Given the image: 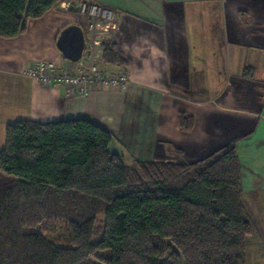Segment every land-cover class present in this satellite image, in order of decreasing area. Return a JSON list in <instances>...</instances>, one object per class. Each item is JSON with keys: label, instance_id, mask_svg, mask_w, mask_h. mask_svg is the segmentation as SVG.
I'll return each instance as SVG.
<instances>
[{"label": "crops", "instance_id": "crops-1", "mask_svg": "<svg viewBox=\"0 0 264 264\" xmlns=\"http://www.w3.org/2000/svg\"><path fill=\"white\" fill-rule=\"evenodd\" d=\"M83 1L116 12L120 31L113 43L126 65L103 67L130 75L123 92L70 97L27 75L45 61L81 70L57 41L66 27L87 26L78 14ZM65 119L108 129L110 151L130 166L193 164L237 142L251 222L248 264H264V0H64L30 19L19 36L0 38V131L20 121Z\"/></svg>", "mask_w": 264, "mask_h": 264}, {"label": "trees", "instance_id": "trees-1", "mask_svg": "<svg viewBox=\"0 0 264 264\" xmlns=\"http://www.w3.org/2000/svg\"><path fill=\"white\" fill-rule=\"evenodd\" d=\"M61 1L0 0V38L24 33ZM103 46L106 65H126L114 43ZM113 139L88 119L7 127L0 264H248L237 142L193 164L130 166L110 151ZM52 221L66 224V241L46 234Z\"/></svg>", "mask_w": 264, "mask_h": 264}, {"label": "built area", "instance_id": "built-area-1", "mask_svg": "<svg viewBox=\"0 0 264 264\" xmlns=\"http://www.w3.org/2000/svg\"><path fill=\"white\" fill-rule=\"evenodd\" d=\"M64 6L70 7V3ZM78 14L89 22L82 27L85 35V51L81 70L63 69L55 62H38L27 71V75L43 86L63 88L70 97L88 98L94 91L123 92L131 83L126 72L115 73L104 70V44L113 43L120 31L116 12L106 6L83 1Z\"/></svg>", "mask_w": 264, "mask_h": 264}, {"label": "water", "instance_id": "water-1", "mask_svg": "<svg viewBox=\"0 0 264 264\" xmlns=\"http://www.w3.org/2000/svg\"><path fill=\"white\" fill-rule=\"evenodd\" d=\"M57 47L69 62H80L85 51V35L82 27L79 25L66 27L58 38Z\"/></svg>", "mask_w": 264, "mask_h": 264}, {"label": "rangeland", "instance_id": "rangeland-1", "mask_svg": "<svg viewBox=\"0 0 264 264\" xmlns=\"http://www.w3.org/2000/svg\"><path fill=\"white\" fill-rule=\"evenodd\" d=\"M82 25L85 26L84 24ZM104 55H105V49H104ZM5 139H6V131L4 129V131H0V151L2 150L1 148H3V145H5ZM2 176H3V173L0 172V178ZM45 232L47 235H49L53 239L61 240V241L67 240V235H68L67 227H66V224L63 222H53V221L49 222L48 225L45 226ZM254 239L256 238L254 237ZM99 241H100L99 237H95L93 239V243H98Z\"/></svg>", "mask_w": 264, "mask_h": 264}]
</instances>
